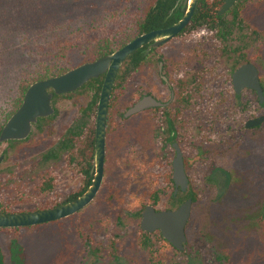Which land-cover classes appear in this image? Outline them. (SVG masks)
<instances>
[{
    "label": "rangeland",
    "instance_id": "1",
    "mask_svg": "<svg viewBox=\"0 0 264 264\" xmlns=\"http://www.w3.org/2000/svg\"><path fill=\"white\" fill-rule=\"evenodd\" d=\"M145 4L146 0H0V125L15 110L22 81L35 77L50 63L58 62L71 69L81 65L87 46L135 28ZM242 9L244 36L232 39L239 46L243 44L240 47L244 53L239 51V58L244 55L253 60L264 81V0H243ZM216 32L203 28L184 34L159 48V52L167 56L176 51L180 60L186 58L188 62L201 50L207 63L215 61L220 55ZM65 46L69 47L67 56L60 59L57 55ZM189 60L195 65L194 59ZM122 77L111 100V113L125 111L142 87L151 89V84H140L136 70ZM151 77L152 84L158 80L157 75ZM207 81L208 88H216L214 80ZM92 93L93 90L90 96ZM90 96L80 93L78 104L77 96H60L53 102L57 109L53 135L48 137L34 125L29 140L1 144L0 155L5 158L0 163V209L36 210L50 199H60L59 194L64 197L72 191L71 173L63 165L46 164L42 157L77 118L78 106L86 104ZM245 96L253 100L254 116L264 113L255 93ZM263 132L245 133L236 161L230 157L215 161L216 166L231 172L230 180L224 175H211L195 180L191 186L199 196L188 227L191 246L199 251L214 246L224 256L222 260H216L213 254L180 253L163 239L151 255L139 244L137 221L118 228L113 215L116 209L110 207L109 213L107 207L95 203L79 215L21 228L19 241L27 253V264H259L262 233L254 223L264 201ZM51 172L58 177L54 189L39 193L36 186ZM9 239L6 232L0 231V247L8 256L6 264H11ZM87 241L98 249L97 255L89 252Z\"/></svg>",
    "mask_w": 264,
    "mask_h": 264
},
{
    "label": "flooded vegetation",
    "instance_id": "2",
    "mask_svg": "<svg viewBox=\"0 0 264 264\" xmlns=\"http://www.w3.org/2000/svg\"><path fill=\"white\" fill-rule=\"evenodd\" d=\"M187 2L186 6V0H179L178 2L182 5V17L188 10L190 0ZM232 8L223 15L219 14V10L218 15L225 16L226 20H233V16L228 19ZM195 13L191 21L194 19ZM244 25L243 23L240 26H232L231 34L223 38L219 26L216 25L215 27V25L204 22L203 24H196L190 29H186L187 26L175 38L159 47H151L152 43H149L138 49L142 53L136 67L137 79L141 85L146 87L151 84V89L148 90L142 87L140 92L134 94L135 98L132 104L123 112L114 110L111 113L112 105L110 102L102 184L95 198L88 205L68 217L79 215L93 207L95 203L107 207L109 213L110 207H112L116 209L113 215L116 218L118 228L135 221L138 222L139 244L151 255L157 250L161 239L178 252L186 250L187 242L184 250H178L165 238L160 228L151 232L143 230L141 226L143 214L149 205L153 206L157 212L179 208L191 198V186L195 180L203 177L209 178L211 175L227 176L228 173L231 176V172L227 169L216 166L215 161L227 157H230L233 162L236 161L238 146L244 140L245 133L251 130H264V122L251 128L246 126L248 121L264 115L262 113L254 116L252 111L253 100L245 96L246 94L256 93L259 102L264 104V102H261L258 92L246 86L238 93L233 81L235 71L242 65L253 63L257 66L253 60L244 55L239 58V51L242 50L241 53H244V48L240 47L243 44L239 46L232 39L236 38V35L237 38H243ZM203 28L214 31L216 29L220 39L218 41L220 55L214 58L215 61L207 63L205 53L201 50L198 54L200 57L190 56L188 62H186V58L180 60L181 57L176 51H171L170 55L167 56L159 52V48L169 42L184 34H191ZM239 30L240 32H238ZM143 54L147 55L145 61H142L141 58ZM191 58L194 59L195 65H192L189 60ZM153 74L157 75L158 80H154L152 84V77L149 78V76ZM104 75L106 77V74ZM207 79H209V82L214 80L216 88H208ZM261 84L264 91V81L262 79ZM115 86H117L116 81L112 98L117 90ZM83 92L81 91V94ZM166 93L169 94L168 99H165ZM93 95L90 96V99ZM148 97L155 99L159 104L148 106L126 117L128 110L137 102ZM76 101L75 103L78 104ZM88 102L78 106L79 114L77 118L65 129L57 143L42 157L46 164H55L56 167L63 165L71 173L72 191L64 197L59 194L60 199L47 200L46 206L30 211L50 209L75 201L93 185L98 170L96 164L98 108L96 115L93 113L86 115L84 109L89 107ZM56 113L57 109L55 108V113L50 116L55 117ZM7 121L3 124V127ZM53 121L54 118L51 120L54 134ZM44 123L42 122V124ZM38 130L48 137L53 135L47 132L48 128ZM30 136L31 134L23 140H29ZM68 140L70 146L66 144ZM21 141L8 140L5 142L10 145ZM2 143L4 142L0 141V147ZM216 143L219 147L213 149L211 146ZM4 153H7V151L5 150ZM179 154L182 157L184 172L188 178V184L185 188L182 185H177L175 180V161ZM0 156L5 158L4 154ZM57 178V175L52 172L44 176L43 180L36 186L37 191L45 193L53 190ZM0 210H4L0 211L3 213H14V211L8 209ZM117 235L120 236L119 233ZM113 239H110V244L113 243ZM89 247L91 250L95 249L90 243Z\"/></svg>",
    "mask_w": 264,
    "mask_h": 264
},
{
    "label": "water",
    "instance_id": "3",
    "mask_svg": "<svg viewBox=\"0 0 264 264\" xmlns=\"http://www.w3.org/2000/svg\"><path fill=\"white\" fill-rule=\"evenodd\" d=\"M187 1L185 6L188 3ZM237 1L225 0L219 14L223 15L226 13ZM198 3L199 0H190L185 15L172 26L139 35L121 49L96 61L83 63L61 75L38 80L30 85L25 93L23 103L4 125L0 135L1 142L28 138L32 132L33 125L38 122L40 117H48L55 113V107L52 102L54 94L61 95L74 92L90 79L98 78L102 74H106L100 94L97 114L96 164L98 170L93 185L79 199L45 210L14 213L0 212V228L30 227L60 220L75 214L95 198L103 180L108 112L115 81L122 64L131 54L145 44L152 43L151 47H159L180 34L190 23ZM233 81L238 93L246 86L251 87L258 92L261 102H264V91L261 84L260 72L255 64L247 63L242 65L235 71ZM158 104L151 97L144 98L128 110L126 117L148 106ZM263 122L264 115L248 121L246 126L251 128ZM3 159L4 156H0V163ZM175 180L177 185H182L183 188L188 184V178L184 172L180 154L175 161ZM192 208V198L185 201L175 210L157 212L153 206L149 205L143 214L142 229L151 232L160 228L165 238L175 248L184 250L185 243L187 242L186 226L191 218Z\"/></svg>",
    "mask_w": 264,
    "mask_h": 264
},
{
    "label": "trees",
    "instance_id": "4",
    "mask_svg": "<svg viewBox=\"0 0 264 264\" xmlns=\"http://www.w3.org/2000/svg\"><path fill=\"white\" fill-rule=\"evenodd\" d=\"M178 2L179 0H146V4L145 7L143 8V11L137 15L135 21V28L116 37H112V38L104 37L98 39L95 43L91 44L90 46H87L84 51V57L81 64L86 62L96 61L97 59L109 55L114 51L121 49L139 35H142L144 33L153 30L168 27L174 24L183 15L181 9L182 5L181 3ZM224 2L225 0H199L195 17L189 24L188 28L186 29H190L192 26L196 24H203L204 22H206L208 24H212L213 26L215 25V27L216 25L219 26L223 38H226L227 35L231 34L232 26L235 25L240 26L243 23L245 24V20L242 16L243 0H238L237 3L234 5V7L230 10V13L233 16V20H226L225 16L218 15V11L220 10ZM68 50L69 47L65 46L62 52H59L57 56L60 59L66 58ZM141 53L142 52L140 50H137L133 54H131L128 57V59L125 61L123 67L121 68L117 76V80H116L117 86H115L116 88L120 85V81L121 79H123L122 75L125 72L129 74L132 71L136 70V67L139 64L138 60L140 58ZM146 56H147L146 54H143L141 56L142 61H145ZM70 69L71 67L62 66L58 62L50 63L43 66V68L39 71V73L35 77L22 81L20 87V95L17 100L16 108L13 112H11L9 117H11L21 106V104L23 103L25 93L32 83L38 80H43L53 76L61 75ZM104 81H105V75L103 74L98 78L90 79L89 82H87L82 88H80L76 92H70L64 95L54 94L53 100L55 101L60 96H77V100H78L79 98L78 96L81 93V91H84L86 95L90 96V92L93 90L94 95L89 100L88 102L89 107L84 109V113L86 115L92 113L96 115L98 102L100 99V93ZM258 104L259 106L264 107V104L260 103L259 100H258ZM53 118L54 116L40 117L38 123H36L35 126L40 130H45V128H48L47 132L49 134H53L54 129L52 128L53 126L51 124V120H53ZM42 122L45 123L42 124ZM94 127H95V123H94ZM2 129H3V125H0V133ZM66 144L67 146H70L69 140L68 142L66 141ZM226 175H227L226 176L227 181L230 180L231 179L230 174L228 173ZM191 198L193 199V204H196L199 200L198 194L193 189L191 190ZM0 211H4V210H0ZM190 224L191 221L189 222L188 227L190 226ZM254 225L255 227L257 226L258 228H260L262 233L263 252L260 257L259 264H264V203L261 211L258 214L257 221L254 223ZM39 226L41 225H36L32 227H39ZM20 229L21 228H0V231L6 232L10 237L8 246L10 250L9 258L11 259V264H27V253L23 245L19 241ZM187 236H188V242L186 244V250L181 252L179 251L180 253L183 254L187 253L189 256H191V254L194 253L195 255H200V253L203 255L213 254L215 259L222 260L224 258V256L217 253L218 251L216 250V248L211 245L208 247L209 250L207 251H199L198 249L193 248L191 246V238H189L188 230H187ZM86 245L89 247L88 241ZM89 252L91 254L97 255L98 249L91 250L89 247ZM7 258L8 256L6 252L0 247V264H6Z\"/></svg>",
    "mask_w": 264,
    "mask_h": 264
}]
</instances>
